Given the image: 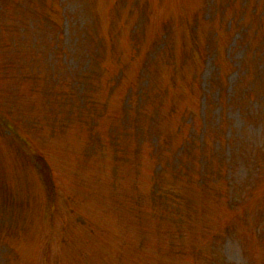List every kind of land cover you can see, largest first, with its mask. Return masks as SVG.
<instances>
[{
    "label": "rangeland",
    "instance_id": "rangeland-1",
    "mask_svg": "<svg viewBox=\"0 0 264 264\" xmlns=\"http://www.w3.org/2000/svg\"><path fill=\"white\" fill-rule=\"evenodd\" d=\"M130 1L0 0V264H264V174L247 164L264 145V112L241 99L245 70L260 61L264 72L263 46L251 55L264 4L254 3L261 18L239 10L228 31L232 6L191 0L203 5L193 41L189 0H134L128 11ZM51 7L58 27L44 18ZM152 28L163 45L136 62ZM101 47L134 61L119 72ZM144 64L147 101L128 92ZM189 135L195 146L204 137L202 149L187 147ZM178 164L189 171L169 170Z\"/></svg>",
    "mask_w": 264,
    "mask_h": 264
},
{
    "label": "trees",
    "instance_id": "trees-1",
    "mask_svg": "<svg viewBox=\"0 0 264 264\" xmlns=\"http://www.w3.org/2000/svg\"><path fill=\"white\" fill-rule=\"evenodd\" d=\"M121 2V0H120ZM134 2V0H131L129 5H128V11L132 5V3ZM206 2V6L208 8H212L213 6V0H205ZM249 2L250 0H222V8L224 7H227V8H231L232 6V12L234 13V15L230 16L227 20V24H226V29L228 31H232L234 27H237L238 24H240L239 26H241V23L244 21L243 20V17L241 15L239 16H235L236 14L239 13V10H246L249 8L250 10V13L255 15L256 18H261L262 17V14H260V11H258L256 8H255V5L254 3L257 5V3H259V7L263 6L264 4V0H259V2H257V0H252V4L251 6L249 5ZM189 5H184L187 9H190L189 10V14H188V17L185 18V27H186V32L189 28V34H190V38L195 41V38H196V35H197V32L199 31V25L201 24L200 23V17L198 18V12L201 10V12L203 11V5H201V7L199 9L195 8L196 6L193 5V2L191 0L188 1ZM124 4V3H123ZM264 7V6H263ZM141 10H142V7L139 11H137L134 15V19L133 21H131L130 23V30H131V37L130 39L134 42V43H138L139 42V39H140V29H139V26H138V29H139V33H138V30L136 29L135 31V28L137 27V20L140 19V13H141ZM214 10V14H217L219 12H222V9L220 11H218L216 8L213 9ZM54 13L56 14V12L54 11V9L51 7L50 9H48V12L46 13L47 16L44 17L46 19V21H48L49 23H52L51 25L52 26H55V27H58V23L57 21L54 20V18H52L51 16L54 15ZM190 13H193L194 15L191 17L190 16ZM181 16H184L186 13L183 12V11H180L179 13ZM178 20V18H176ZM233 19H234V22H233ZM210 18L208 17L207 13L205 12L203 14V21L208 23L210 22ZM62 21V20H61ZM181 22L182 24H184V21L180 20V21H176V27L178 29V31L180 32V36L181 38L183 39V29L181 28ZM165 23V22H163ZM165 27H166V24L165 25H162V27L159 29V32H160V35H161V32H163L165 30ZM167 30V29H166ZM163 33L165 38H167V35H169V30H167ZM246 31V30H245ZM263 33H264V27H263ZM216 33H214L215 35ZM153 36V37H152ZM150 37H152V39H156L154 40L152 43H151V48L149 49H145L144 50V54L143 56H141L140 58H138V60L136 62H148L149 60H151V57H153V53L155 52V48H158V47H161V44L162 42H159L158 41V35H157V30L156 28H152L151 32H150ZM244 44V40H243V36L239 37L238 40H236V43L234 42V44ZM163 45V44H162ZM208 43H206V46L204 47V50L202 51L201 55H202V60L204 61V59L208 56L210 49L208 47ZM259 46H263L264 48V37L263 39H261L259 41V43H257L254 48L251 50V55L252 56H255L257 58V51H258V48ZM199 48V47H198ZM202 49V48H201ZM200 49V50H201ZM97 50H100V51H104L102 54L104 56V58L106 57V59L108 60V63L110 61L111 64L119 67V72H122L123 73V66L124 63H126L128 60H131V61H134V57L132 54H129L127 55V60H125L124 58L121 57L120 53H119V50H113L112 48H104V47H101L100 49H97ZM108 50V51H106ZM197 50V49H196ZM189 54V53H188ZM101 55V54H100ZM99 55V56H100ZM98 56V57H99ZM112 59V61H111ZM213 60V58H212ZM204 63V62H203ZM149 67V65L147 64H144L141 68H139L138 70H135L133 75L131 76L130 78V81H129V87H128V92H130V94L134 97V98H137L138 100H141V101H147L148 98L147 96H145V94H143V90H148V84H145V81H146V78H147V68ZM260 67H261V64H260V61L259 62H256V66H254L253 70H245V72L242 74V76L244 77L243 79L247 80V83H246V86L247 88L243 89V93H242V104H244L246 107H249V111L250 110H253L254 111V114L256 115L258 112H264V82H261L260 81V78H264V72H261L260 71ZM178 68V67H177ZM176 67H173L172 69V73L171 75L172 76H178L175 74L176 72ZM179 68H182V67H179ZM178 68V69H179ZM214 72L215 74L217 75L216 73V68H214ZM217 78L216 76H213L211 78L208 79L209 83H213V79ZM245 86V87H246ZM147 87V89H146ZM169 87H174L172 85L169 84ZM166 90V87H160V90H159V96L164 93ZM228 90V86L222 90V92L224 91H227ZM148 92V91H147ZM149 93V92H148ZM234 95V100L231 101V96H227V100L228 102H232L231 104L236 106L238 105L240 102L238 101V98L240 99V96L238 94L235 95V93H233ZM131 106V105H130ZM129 106V107H130ZM169 108H171L170 105H168ZM129 109V108H128ZM150 109L152 111V116H156V112L159 108V100L157 102V105H155V102L153 101L152 104L150 105ZM149 111V110H147ZM151 115V113H150ZM254 115V117H255ZM150 117V118H151ZM201 118H199V122L200 124H205V121L204 122H201L200 120ZM188 125V124H187ZM191 128V127H190ZM187 137V136H186ZM194 137H195V134H194ZM196 139V137H195ZM186 144H187V147L189 146H192V147H196L197 146V143H198V147L200 149H202L203 145H204V137H203V141L202 142H199L197 140V142L195 141V144L196 146L193 144L194 141H192L191 139V136L189 135V137H187L186 139ZM208 144L211 145V141H207ZM149 147L151 149H153L154 145L149 143ZM214 144L216 145V142H214ZM138 146V144H137ZM264 149V145L261 146V147H258V150L257 152H259V155L256 153L254 155V157L252 158L254 160L253 163L251 162H247V164L249 165V169H252L250 170L251 172L252 171H255V172H260L262 174H264V154L261 155L260 151H262ZM229 153V151H228ZM227 153V154H228ZM166 157H163L161 156V160H165ZM199 160H201V157L199 158ZM227 158L225 157V159L220 162V163H223L222 164V168H218L217 166H215V171H214V174H212L213 176V179L217 182H222L224 183V181H227L225 179V173L226 171L228 170V163L230 162L229 160H227ZM178 161H182V160H178ZM205 162V161H204ZM219 163H217L216 165H218ZM175 168H180L183 172H186V171H189L188 168H186L185 166H182L180 164H178L176 167H170L169 170L172 171L174 170ZM157 171V170H156ZM205 172V170L203 171ZM216 173H219V174H216ZM220 174H223V175H220ZM203 175L207 176L206 173H204ZM155 176V175H154ZM173 178L176 180L175 182H177L178 179H185V177L183 175H179V178L176 177V176H173ZM186 180V179H185ZM141 204V203H139ZM146 206V205H145ZM146 207H149V206H146ZM150 208H152V206H150ZM155 208V207H154Z\"/></svg>",
    "mask_w": 264,
    "mask_h": 264
}]
</instances>
